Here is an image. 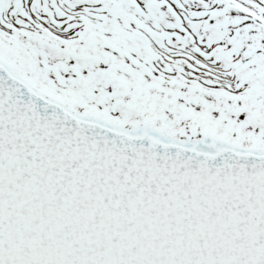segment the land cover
I'll use <instances>...</instances> for the list:
<instances>
[{
  "label": "snow or ice",
  "instance_id": "6c2138e0",
  "mask_svg": "<svg viewBox=\"0 0 264 264\" xmlns=\"http://www.w3.org/2000/svg\"><path fill=\"white\" fill-rule=\"evenodd\" d=\"M0 264H264V0H0Z\"/></svg>",
  "mask_w": 264,
  "mask_h": 264
}]
</instances>
